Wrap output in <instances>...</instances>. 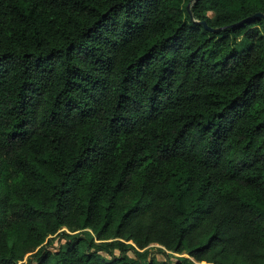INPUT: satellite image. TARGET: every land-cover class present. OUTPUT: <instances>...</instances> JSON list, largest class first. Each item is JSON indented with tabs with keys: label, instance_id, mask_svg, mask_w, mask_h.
Masks as SVG:
<instances>
[{
	"label": "trees",
	"instance_id": "trees-1",
	"mask_svg": "<svg viewBox=\"0 0 264 264\" xmlns=\"http://www.w3.org/2000/svg\"><path fill=\"white\" fill-rule=\"evenodd\" d=\"M203 262L264 264V0H0V264Z\"/></svg>",
	"mask_w": 264,
	"mask_h": 264
},
{
	"label": "rangeland",
	"instance_id": "rangeland-1",
	"mask_svg": "<svg viewBox=\"0 0 264 264\" xmlns=\"http://www.w3.org/2000/svg\"><path fill=\"white\" fill-rule=\"evenodd\" d=\"M209 15H212V12L208 13ZM65 229V228H62ZM61 229V230H62ZM64 239H61L58 235L54 237L51 246H49L48 248L50 249H54V248H58V247H64ZM153 247L152 252L150 253V256H154L158 261H164V260H171V261H175L176 257L178 256V254L176 253H171L169 254V257L163 253L158 252V250H156L159 246L157 244H152L151 245ZM164 251V250H163ZM118 251H115V254H117ZM129 256H133L132 252H128ZM202 264H205L204 262Z\"/></svg>",
	"mask_w": 264,
	"mask_h": 264
},
{
	"label": "water",
	"instance_id": "water-1",
	"mask_svg": "<svg viewBox=\"0 0 264 264\" xmlns=\"http://www.w3.org/2000/svg\"><path fill=\"white\" fill-rule=\"evenodd\" d=\"M189 8H190V5L188 4V5H187V9H189ZM256 15H260V13H256ZM198 22H199V21H198ZM200 23L203 24V26H204L205 28H207V29L215 30V29L210 28L209 26H207V24L205 23V21H200Z\"/></svg>",
	"mask_w": 264,
	"mask_h": 264
}]
</instances>
